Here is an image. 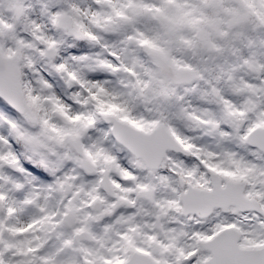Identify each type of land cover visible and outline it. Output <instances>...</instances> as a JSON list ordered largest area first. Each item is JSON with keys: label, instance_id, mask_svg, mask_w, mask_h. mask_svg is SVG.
<instances>
[{"label": "snow or ice", "instance_id": "snow-or-ice-1", "mask_svg": "<svg viewBox=\"0 0 264 264\" xmlns=\"http://www.w3.org/2000/svg\"><path fill=\"white\" fill-rule=\"evenodd\" d=\"M0 264H264V0H0Z\"/></svg>", "mask_w": 264, "mask_h": 264}]
</instances>
